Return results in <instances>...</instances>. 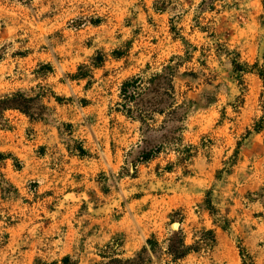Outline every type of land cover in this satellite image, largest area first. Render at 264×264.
I'll use <instances>...</instances> for the list:
<instances>
[{"label":"rangeland","instance_id":"obj_1","mask_svg":"<svg viewBox=\"0 0 264 264\" xmlns=\"http://www.w3.org/2000/svg\"><path fill=\"white\" fill-rule=\"evenodd\" d=\"M262 95L264 0H0V264H264Z\"/></svg>","mask_w":264,"mask_h":264},{"label":"trees","instance_id":"obj_2","mask_svg":"<svg viewBox=\"0 0 264 264\" xmlns=\"http://www.w3.org/2000/svg\"><path fill=\"white\" fill-rule=\"evenodd\" d=\"M160 76L157 74L148 82L147 86H144L143 79L140 75H135L130 78H127L120 87V94L119 97L121 99V111L124 112L128 117L137 118L141 122H145L149 118V113L151 111L161 113L164 111V107L161 106L159 103L157 104H149L144 105L141 101L143 94H146L145 91L148 90L149 85L152 81L156 79V77ZM262 108L264 109V95L261 96ZM159 104V105H158ZM160 146H154L151 148L145 147L140 150L137 157L134 159V162L146 161L156 155L159 152ZM6 156L0 153V160L5 159ZM182 246V244L180 243ZM169 252L173 255V257H180L183 255L184 251H178V249H170ZM112 262V261H111ZM108 262L107 264L111 263ZM129 264H145V261L140 255L133 258L132 260H126Z\"/></svg>","mask_w":264,"mask_h":264},{"label":"water","instance_id":"obj_3","mask_svg":"<svg viewBox=\"0 0 264 264\" xmlns=\"http://www.w3.org/2000/svg\"><path fill=\"white\" fill-rule=\"evenodd\" d=\"M171 227H172L173 230L177 229V225H172Z\"/></svg>","mask_w":264,"mask_h":264}]
</instances>
